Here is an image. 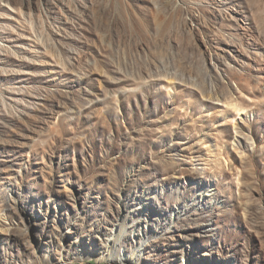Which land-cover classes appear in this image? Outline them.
<instances>
[{
    "label": "rangeland",
    "instance_id": "obj_1",
    "mask_svg": "<svg viewBox=\"0 0 264 264\" xmlns=\"http://www.w3.org/2000/svg\"><path fill=\"white\" fill-rule=\"evenodd\" d=\"M0 264H264V0H0Z\"/></svg>",
    "mask_w": 264,
    "mask_h": 264
},
{
    "label": "bare ground",
    "instance_id": "obj_2",
    "mask_svg": "<svg viewBox=\"0 0 264 264\" xmlns=\"http://www.w3.org/2000/svg\"><path fill=\"white\" fill-rule=\"evenodd\" d=\"M120 262H122V259H120Z\"/></svg>",
    "mask_w": 264,
    "mask_h": 264
}]
</instances>
